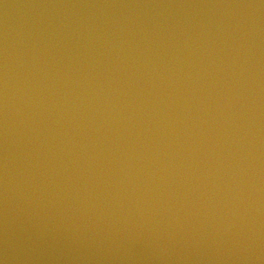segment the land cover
<instances>
[{
  "label": "water",
  "instance_id": "obj_1",
  "mask_svg": "<svg viewBox=\"0 0 264 264\" xmlns=\"http://www.w3.org/2000/svg\"><path fill=\"white\" fill-rule=\"evenodd\" d=\"M264 0H0V264H229Z\"/></svg>",
  "mask_w": 264,
  "mask_h": 264
}]
</instances>
